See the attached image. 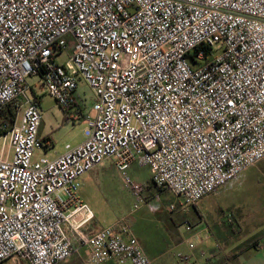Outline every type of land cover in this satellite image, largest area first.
Instances as JSON below:
<instances>
[{
	"label": "built area",
	"instance_id": "1",
	"mask_svg": "<svg viewBox=\"0 0 264 264\" xmlns=\"http://www.w3.org/2000/svg\"><path fill=\"white\" fill-rule=\"evenodd\" d=\"M31 77L64 111L79 79L93 94L83 141L51 160L34 154L44 146ZM7 105L0 264H60L80 250L84 264H150L125 224L86 232L94 215L80 179L111 161L137 209L143 189L126 171L146 166L156 189L180 199L173 211L264 160V0H0Z\"/></svg>",
	"mask_w": 264,
	"mask_h": 264
},
{
	"label": "rangeland",
	"instance_id": "2",
	"mask_svg": "<svg viewBox=\"0 0 264 264\" xmlns=\"http://www.w3.org/2000/svg\"><path fill=\"white\" fill-rule=\"evenodd\" d=\"M72 46L73 43L69 41L67 49L57 55L58 63L69 58ZM219 54L220 51L214 53L215 56ZM26 82L30 89L27 96L36 98L41 119L38 138L44 147L41 151L36 150L35 156L51 160L62 155L66 145L74 147L80 144L86 128L82 113L91 107L93 101L87 83L78 80V104L64 111L47 94L36 77L28 78ZM75 116L77 119H74ZM93 173L97 174L95 178L89 176V180L79 190V194L89 197L86 201L94 215L91 223L99 228L125 224L138 238L150 259L154 258L156 251H163L170 264H181L176 260V254L190 258L194 250H190L188 244L198 246L199 234L205 236L207 229L212 233H222L226 241L239 243L238 246L260 239L263 246L261 252H264V160L250 167L231 183L201 198L194 207L176 208L173 211L169 210V206H176L180 199L168 192H159L152 185L146 166L134 163L126 171L129 180L143 189V203L137 209L133 208L135 197L111 161H104ZM188 225L190 231L186 230ZM174 237L180 239L181 245L167 242ZM153 240H157L159 246L152 248ZM225 248V244L219 246V253H228V248ZM229 258L218 257L217 262L212 264H234ZM203 259L201 264H204ZM189 262L192 264L193 260L190 258ZM2 264L13 263L6 260Z\"/></svg>",
	"mask_w": 264,
	"mask_h": 264
},
{
	"label": "crops",
	"instance_id": "3",
	"mask_svg": "<svg viewBox=\"0 0 264 264\" xmlns=\"http://www.w3.org/2000/svg\"><path fill=\"white\" fill-rule=\"evenodd\" d=\"M78 101H79V98H78ZM89 109L87 111H85L84 113H82L83 117L89 112ZM95 169H93L92 171L86 173L84 176L81 177V179H80V188H81V185H83V183L85 184L89 180V176L90 177L94 176L93 179L95 178V176L97 175L96 173H93V171H95ZM79 197H80V199L83 202H85L87 204L86 200L89 199L88 196L79 194ZM98 229H100V228L97 227L94 223H90L86 227L85 230H86L87 233L91 234V233L95 232ZM199 232H202V231H199ZM221 234L222 233H218L217 234V231L212 233V232L208 231V229H207V233L205 234V236H203L204 234H199L200 235L199 236L200 237L199 238V245L196 246V247L194 246L193 249H190V250H194V252L190 255V258L193 260L194 264H201L203 258H204L203 260L206 261L210 257L213 258L214 260H216L218 257L231 256V252L236 247H238L239 243H235L234 241H232V242L226 241L227 238L224 237V235H222L223 236L222 237ZM137 240H138V238H137ZM167 242H170L171 244L172 243H179V245H181L180 239H176L175 237H174V239L172 241L169 240ZM138 243H139L142 251L147 256V252L143 249V247L140 244L139 240H138ZM159 244L160 243L157 240H153L152 241V248H155V247L159 246ZM222 244L226 245V248H228V250H229L228 253H226L225 251L219 253L218 249H219V246H221ZM240 244H242V242H240ZM262 249H263V246L261 245V242H260V239H259L257 241V244H256L255 248L246 250V251L242 252L241 254H239L237 256H232L228 260H231L234 264H264V252H261ZM164 253L165 252H163V251H156L154 253V258H151V259L147 256L149 261H150V264H170L168 258L165 257ZM85 256H86L85 255V251L80 250L76 254L72 255L70 257L71 259L70 258L68 259L69 262L67 260V261L63 262L62 264H64V263H66V264H68V263L69 264H84ZM180 256H185V255H182L180 253L176 254L175 258H176L177 261L179 260ZM186 257H188V256H186ZM106 263L107 262H105L103 264H106ZM177 264H179V263L177 262Z\"/></svg>",
	"mask_w": 264,
	"mask_h": 264
},
{
	"label": "trees",
	"instance_id": "4",
	"mask_svg": "<svg viewBox=\"0 0 264 264\" xmlns=\"http://www.w3.org/2000/svg\"><path fill=\"white\" fill-rule=\"evenodd\" d=\"M13 117H14V114L12 112L11 105H7L4 109H2L0 111V121L1 122H4V121H10V122H12ZM256 244H257V242H255V241H249V242L245 243L243 246H238L236 249H234L231 252V256H229V257L237 256V255L241 254L242 252H244L246 250L255 248L256 247ZM222 260H223V258H221V261ZM224 261H226V259H224ZM214 262H217V259L214 260L213 258L210 257L209 259L206 260V263L205 264H212Z\"/></svg>",
	"mask_w": 264,
	"mask_h": 264
}]
</instances>
